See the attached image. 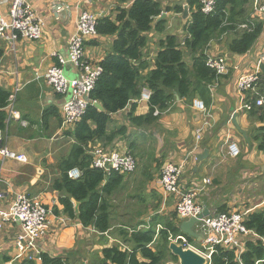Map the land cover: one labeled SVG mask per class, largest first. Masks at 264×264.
I'll return each mask as SVG.
<instances>
[{
  "label": "crops",
  "instance_id": "obj_1",
  "mask_svg": "<svg viewBox=\"0 0 264 264\" xmlns=\"http://www.w3.org/2000/svg\"><path fill=\"white\" fill-rule=\"evenodd\" d=\"M53 1L30 0L33 11L44 23L41 40L20 39L14 46L0 40V49L4 51L0 60V88L15 96L11 107L8 103L9 107L4 109L6 127L0 131V148H7L27 159V163H22L0 156V209L6 210L19 193L41 200L48 209L50 221L49 231L39 240L42 253L53 258L61 257L65 264H100L105 248L116 245L126 248L114 231L118 225L132 232L133 228L125 224H145L147 227L152 217L168 216L176 210L175 199L165 202L159 185L160 173L167 163L186 162L180 184L185 191H198L201 184L196 200L210 213L264 212V154L257 150L255 143L247 142L232 124L234 113H239V124L248 139L255 128L264 127V121L257 116L239 111L242 100L237 90L238 78L242 73L255 71L264 54L263 32L253 48L242 56L233 55L228 50L229 41L236 36L234 33L223 35L209 44L207 56L224 58L229 73L209 85L205 111L194 107V101H202L199 97L190 102L176 95L171 107L152 124L138 127L130 122L131 114L142 117L149 112L148 102L141 99L111 117L108 132L125 127L126 137L120 136L111 145L99 141L93 147L101 146L119 153L132 151L138 168L134 174L124 176L120 191L110 199L113 224L110 232L101 234L64 214L59 203L61 195L54 190L53 184L61 176L58 164L68 156L74 138L73 132L63 129L62 125L65 97L55 93L46 83L45 74L58 64L53 54L68 56V43L76 32L80 13L90 12L98 20L110 18L115 21L118 10L128 9L135 0L124 5L120 0H58L61 13L53 8ZM161 2L165 7L185 4L178 0ZM0 13L7 15V6L1 0ZM166 14L165 32L182 37L184 27L181 29L175 21L181 18L185 26L187 20L174 12ZM258 15L261 14L256 12L255 17L259 18ZM147 36L150 41L143 52V61L149 68L141 73L143 77L154 69L158 43L166 35L152 31ZM114 39L97 36L88 40L84 60L100 65L110 54ZM187 62L191 66L190 56ZM64 72L69 79L81 76V72L71 65H66ZM140 85L142 92L147 90L142 82ZM11 108L16 112L15 116L11 115ZM158 116L154 114V117ZM205 124L204 135L197 141V131ZM231 143L238 145L239 158L229 155ZM205 150L208 157L204 162L198 163L190 156L193 152L198 156ZM205 179L212 180V185L204 186ZM74 208L76 212L75 202ZM145 225H140L139 229H144ZM20 230V223L13 222L6 223L0 231V264L21 261L16 260L18 253L14 244Z\"/></svg>",
  "mask_w": 264,
  "mask_h": 264
},
{
  "label": "trees",
  "instance_id": "obj_2",
  "mask_svg": "<svg viewBox=\"0 0 264 264\" xmlns=\"http://www.w3.org/2000/svg\"><path fill=\"white\" fill-rule=\"evenodd\" d=\"M161 1L135 0L128 9L118 10L115 21L110 18L98 20L97 36L115 37L110 54L100 63L103 74L90 95L91 101L101 104L103 111L93 104L89 105L74 127V144L68 156L58 164L61 176L54 181L53 188L61 195L59 203L63 206L64 214L101 234L113 229L110 199L120 191L124 176L137 171L109 174L92 167L94 144L105 141L111 145L120 136L127 135L125 127L108 132L111 117L123 112L131 102L140 100L141 82L151 92V98L147 115L130 116V122L138 127L157 122L160 115L171 107L176 95L190 102L199 97L204 104L207 103L209 85L220 77L207 66L209 44L223 35L234 33L236 36L229 41L228 50L233 55L242 56L253 48L264 32V20H261L264 14L255 17L254 0H216L215 12L211 15L202 12L200 0H187L190 18L184 26V35L170 34L159 41L154 69L143 77L141 73L149 68L143 61V52L150 41L147 34L152 31L162 34L167 29L166 19L155 24L156 19L163 12H174L181 16L184 13L181 4L165 7ZM119 2L124 5L129 0ZM185 52L191 57V66L185 62ZM3 55L4 51L0 49V60ZM10 95L0 88V131L6 127L4 109L8 106ZM155 110L159 111L158 117H154ZM248 114L264 121V108H257ZM252 134L250 143H255L257 150L264 154V127L255 128ZM126 152L134 157L132 151ZM73 169L81 172L77 180L69 177ZM74 202L80 204L77 214ZM171 213L170 216L156 215L147 227L140 224L145 225L144 229H139L140 225H137L132 232L118 225L117 238L126 248L119 245L105 248L100 264L177 263V258L169 251V238L183 235L180 230L182 220L176 210ZM244 225L264 238L263 211L248 213ZM159 226L161 229L157 232ZM187 239L191 245L199 246L196 240ZM244 245L240 254L238 250L218 247L212 264H264V245L260 239L249 237L244 240ZM40 258L41 264H65L63 258H53L45 253H41ZM12 264L38 263L21 260Z\"/></svg>",
  "mask_w": 264,
  "mask_h": 264
},
{
  "label": "built area",
  "instance_id": "obj_3",
  "mask_svg": "<svg viewBox=\"0 0 264 264\" xmlns=\"http://www.w3.org/2000/svg\"><path fill=\"white\" fill-rule=\"evenodd\" d=\"M7 6V15L0 13V40L14 46L21 40L39 41L43 35L44 23L36 15L30 4V0H1ZM53 8L61 13L62 7L58 0H54ZM202 3V12L205 15H211L215 12L216 0H200ZM255 11L264 14V5L258 6V0H254ZM98 19L90 12H82L79 15L75 34L69 40V53L67 57L60 54H53L58 64L51 67L45 74L46 83L51 86L53 91L65 97L63 105V129L74 131L75 125L85 115L89 105L94 104L90 95L94 90L99 77L103 74V68L100 65H93L84 60L85 43L97 37ZM244 28V26L242 27ZM264 63V54L259 60L255 71L242 73L237 81V90L241 94L242 105L239 111L251 112L257 108H264V76L259 69V64ZM71 65L81 72V76L69 79L64 72V67ZM207 66L212 69L217 76H225L229 73V67L224 58L208 57ZM262 91V92H261ZM15 96L10 95L9 104L14 101ZM151 98V92L144 90L142 92V101L148 102ZM9 107V105H8ZM194 107L200 111H205L202 101H194ZM11 115L16 112L11 108ZM155 115L159 111L155 110ZM10 115V116H11ZM206 124L197 131V141L203 137ZM67 130V131H68ZM1 142V140H0ZM229 155L232 158L240 156V149L237 144L229 145ZM94 157L92 167L104 170L109 174L118 172L120 174L133 173L137 169V162L128 152L119 153L108 151L98 146L91 152ZM0 156L3 159L13 158L16 161L27 163L23 155H15L7 148H0ZM191 157L196 158L193 152ZM109 164L110 169L106 170L105 165ZM186 169V162L179 164L168 163L162 169L159 185L164 195V201L174 198L176 201V213L179 218L189 220L197 218L204 210L196 203L198 191L201 189L199 184L198 191H185L180 184V179ZM69 177L77 180L81 177L78 169L69 172ZM0 176V183H1ZM203 184L210 185L211 181L203 180ZM202 186V185H201ZM2 194L0 192V200ZM250 213L230 212L211 215L201 220L195 225L194 230L203 235V240L198 243L199 246L191 245L187 236H171L170 243L174 242L183 246L185 249H192L204 256L207 264H212V258L217 253L218 247L238 250L239 254L244 249V239L249 237L260 239L264 245V238L250 231L244 225L245 217ZM48 209L41 200L32 198L24 193L16 194L13 201L6 210L0 209V231L6 223L19 222L21 226L20 233L15 238L14 244L17 250L16 260L36 261L41 264V248L39 240L44 237L50 228L48 218ZM157 227V232L160 230ZM198 229V230H197ZM195 240V239H194ZM12 264V263H10Z\"/></svg>",
  "mask_w": 264,
  "mask_h": 264
},
{
  "label": "water",
  "instance_id": "obj_4",
  "mask_svg": "<svg viewBox=\"0 0 264 264\" xmlns=\"http://www.w3.org/2000/svg\"><path fill=\"white\" fill-rule=\"evenodd\" d=\"M178 1L185 3L183 5V10H184L183 19L187 20L189 17V7L187 4V0H178ZM258 6L259 7L262 6V0H258ZM166 17H167V14L165 12H163L161 14V16L156 19L155 24L165 20ZM259 69L262 72V74L264 75V63L259 64ZM131 103L129 105H131ZM93 106L95 108H97L99 111H103V107L98 102H95L93 104ZM232 124L234 125L236 130L245 137L246 141L248 142L249 141L248 135L245 131H243L241 129V126L239 124V113H237V112L234 113V115L232 117ZM207 157H208V151L205 150L203 153L196 156V159H197L198 163H201V162H204L207 159ZM105 169L106 170L110 169L109 164L105 165ZM79 207H80V204L76 203V212H79ZM210 216H211V214H210L209 210H205L197 218H190L189 220H183L182 224L180 226L181 233L183 235L191 238V239H195L198 243H201L203 240V235L200 233H197L194 230V227L201 220H203L206 217H210ZM169 251L174 257L177 258L178 262L177 263L169 262L167 264H207V260L204 256H202L201 254L197 253L196 251H194L192 249H185V248H183V246L178 245L174 242L170 243Z\"/></svg>",
  "mask_w": 264,
  "mask_h": 264
},
{
  "label": "rangeland",
  "instance_id": "obj_5",
  "mask_svg": "<svg viewBox=\"0 0 264 264\" xmlns=\"http://www.w3.org/2000/svg\"><path fill=\"white\" fill-rule=\"evenodd\" d=\"M179 16H180V15H179ZM181 17H183V15H182ZM183 20H184V19H183ZM185 24H186V23H185ZM175 25H177V26L180 25L181 29L184 27V26H183L184 24H183V22L181 21V18H179V19H177V20L175 21ZM162 34H163L164 36H165V35L167 36V35H170L171 32H170V31H167V32L162 33ZM176 35H178V34H176ZM189 56H190V55H188V53L185 52V62H186L187 64H188L187 60H188ZM141 98H142V94H141ZM240 154H241V153H240ZM240 156H241V155H240ZM240 156H239V157H240ZM239 157H238V158H239ZM240 163H242V160L240 161ZM161 173H162V172H161ZM161 173H160V177H161ZM160 177H159V178H160ZM210 185H212V180H211V184H210ZM210 185H209V186H210ZM170 199H172V198H170ZM170 199H169V200H170ZM173 200H174V199H173ZM173 200H172V201H173ZM174 201H175V200H174ZM174 201H173V202H174ZM196 203H197V204H198V205H199V206L205 211V208H204L205 205H204V204H201V203L198 202L197 200H196ZM238 212H240V211H238ZM241 213H243V211H241ZM171 214H172V213L170 212L168 215L170 216ZM210 214H211V215H215V214H217V213H213V214L210 213ZM177 215H178V214H177ZM125 225L129 226L131 229L137 226V225H134V224H125ZM195 230H196V229H195ZM197 230H198V229H197ZM114 231L116 232V231H117V228H115ZM114 231H113V232H114Z\"/></svg>",
  "mask_w": 264,
  "mask_h": 264
}]
</instances>
